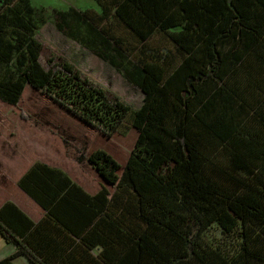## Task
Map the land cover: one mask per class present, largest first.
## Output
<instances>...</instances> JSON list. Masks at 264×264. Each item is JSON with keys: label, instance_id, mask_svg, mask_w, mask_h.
I'll return each instance as SVG.
<instances>
[{"label": "trees", "instance_id": "16d2710c", "mask_svg": "<svg viewBox=\"0 0 264 264\" xmlns=\"http://www.w3.org/2000/svg\"><path fill=\"white\" fill-rule=\"evenodd\" d=\"M94 1L97 20L78 17L104 48L134 57L138 78L83 42L143 93L139 108L37 39L30 0H0V129L28 86L126 153L121 163L83 133L82 147L79 133L36 127L62 144L80 183L68 176L74 197L51 193L41 163L19 179L45 213L32 223L14 207L18 228L0 210V236L15 247L0 264H264V0ZM53 14L63 31L68 12ZM108 19L133 46L98 28ZM155 34L166 44H149ZM213 223L238 239L232 255L203 236Z\"/></svg>", "mask_w": 264, "mask_h": 264}, {"label": "rangeland", "instance_id": "374dc122", "mask_svg": "<svg viewBox=\"0 0 264 264\" xmlns=\"http://www.w3.org/2000/svg\"><path fill=\"white\" fill-rule=\"evenodd\" d=\"M30 1L35 9L36 18L39 22L38 29L36 30L37 39L45 42V44L52 47L55 51L60 52V54L76 63L79 68L91 75L92 78L105 84L107 88L120 95L133 108L140 107L143 103V93L138 88H135L125 81L118 69L93 55L89 49V46L92 48H104V46L99 43L98 39L95 38V33L93 34L87 24L78 17L79 15L83 16L82 13H84L86 16L91 17L92 20H97L99 6L94 0ZM54 10L68 12L63 31L59 30L54 24ZM97 26L100 29H104L112 37H123L122 40L129 46H133L135 43V38L124 26L114 19H108L97 23ZM84 39L89 42V46L84 44ZM165 40L166 39L162 35L155 34L151 40H149V44L162 46L166 44ZM104 49L116 62L120 63L123 69L131 72L133 78H138V69L133 60L134 57L125 56L124 54L120 55L113 52L110 48ZM9 70L10 67H2L1 73L3 74L5 71ZM20 108L24 109L29 115L28 121H22L20 119ZM7 113L8 118H15L13 122L9 119L12 123L8 125L11 130H17L22 127L27 128V130H35L36 127H39L42 131H48L49 129H55L53 125H58L60 128H56L60 132L65 133L68 132V130L73 131L68 132L70 133L69 136H72L74 133V135L79 133L80 137L76 139L78 142H83L81 145L82 147L84 146L83 144H85L84 137L82 138L83 133L87 138L86 145L89 149L93 146H99L100 148H105V150L108 149V151L112 152L121 163L125 159L126 153L116 145L113 139H108L89 126L78 122L74 118L72 119L67 112L59 108L57 104L53 103L41 92L33 90L28 86L24 89L22 99L19 101L18 105L8 106ZM81 125H83V127ZM122 131H124L123 134L127 133V129L125 130V128H123ZM134 135H136V133L130 131L129 135L126 136L127 141H134ZM203 236L213 245L221 247V249L229 253V255H232L235 250L238 249V239L230 235V233H225L217 224L213 223L208 230L203 233ZM0 244H5V241L1 237Z\"/></svg>", "mask_w": 264, "mask_h": 264}, {"label": "crops", "instance_id": "0c3cea01", "mask_svg": "<svg viewBox=\"0 0 264 264\" xmlns=\"http://www.w3.org/2000/svg\"><path fill=\"white\" fill-rule=\"evenodd\" d=\"M54 142L56 143L50 133H42L40 130H27L25 127L8 131L0 129V210L4 209V217L9 223L18 224V228L25 221L15 212L14 207L32 223L41 220L45 213L40 204L18 183L35 164L49 165L46 166L49 169L43 173L45 177L42 183L51 193L60 189L58 191L62 194L69 188L72 197L77 194L70 185L71 181H68L70 176L80 183L74 178L78 176L73 171V163L65 157L62 144L57 140L59 146L56 147ZM85 189L95 193L98 187L91 186L89 189L85 186ZM14 251L15 247L5 241V244H0V259ZM11 263L32 264L23 255L13 258Z\"/></svg>", "mask_w": 264, "mask_h": 264}]
</instances>
